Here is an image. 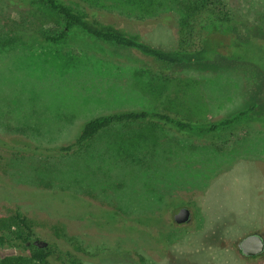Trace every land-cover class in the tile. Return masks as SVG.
I'll use <instances>...</instances> for the list:
<instances>
[{
	"label": "rangeland",
	"instance_id": "1",
	"mask_svg": "<svg viewBox=\"0 0 264 264\" xmlns=\"http://www.w3.org/2000/svg\"><path fill=\"white\" fill-rule=\"evenodd\" d=\"M65 1H81L80 11H88L85 3L117 11L119 22L102 24L167 49L190 45L180 23L199 10L187 9L192 0ZM222 1L199 14L239 31L264 27V0ZM163 11L178 22L157 17ZM61 25L40 2L0 0V264L29 254L13 235L1 236L17 212L34 227L27 246L56 247L53 264L70 254L84 264H264V253L252 259L237 246L249 233L264 237L257 116L209 137L149 121L121 124L81 154L61 150L89 119L115 111L154 109L200 122L228 116L252 102L257 71L155 67L139 51L77 27L64 43L43 40ZM151 127L153 139L142 140ZM181 206L192 218L177 224Z\"/></svg>",
	"mask_w": 264,
	"mask_h": 264
},
{
	"label": "trees",
	"instance_id": "2",
	"mask_svg": "<svg viewBox=\"0 0 264 264\" xmlns=\"http://www.w3.org/2000/svg\"><path fill=\"white\" fill-rule=\"evenodd\" d=\"M36 1L52 9L62 18V25L58 29L49 31L42 37L44 41L52 44L66 42L73 28L77 27L101 41L139 51L152 61L155 67L166 69L188 67L202 71H214L219 69L230 70L237 65H247L253 67L257 71L258 76V83L253 92L252 102L247 107L228 116L208 122H200L154 109L115 111L89 119L74 142L61 146L62 151L81 154L82 151L91 146L102 132L108 131L117 125L142 121H149L154 124L159 123L176 131H184L204 137L216 136L217 132L230 128L239 122H245V120H254L256 116L258 117L257 122H262L264 126V27L255 23L245 24L243 31H239L231 24L221 23L214 17L211 18L199 14L202 10L208 8L211 10L219 8L223 4L222 0H192L188 2L190 7H187V9L193 6L199 8L197 12L192 9V15L184 18L180 23L179 33L182 38L190 39V45L171 49L151 45L125 33L115 25L102 24L101 20L112 22L111 20L118 19L119 22L122 15L116 13L117 11L104 10L103 7L94 3H85L88 6V11H80L83 4L81 1L22 0L25 4ZM145 4L148 5V3ZM160 16H163L161 20L170 25L178 22L173 12L163 11L157 15V17ZM155 129L151 127L150 130L143 132L140 135L143 137H141L142 140L153 139L151 134L155 132ZM261 136L264 137V131ZM142 140H135V142H141ZM121 142H126V138H122ZM131 147L136 152L134 147L137 150L139 146L132 144ZM123 151L126 154L134 155V152L128 148H124ZM154 215L160 222L161 218L156 213ZM12 218V222L4 229L1 236L4 239H8L10 235H13L12 237L29 249V254L5 256L2 258L1 264H53L51 256L56 252V247L52 245L40 247L34 244L27 246V243L31 241L34 235L32 222L27 216L19 212ZM149 223L154 225V222ZM13 225L20 229L13 230ZM239 252L241 253V251ZM200 255L207 254L202 252ZM258 256L260 255L251 258H257ZM63 260V264H84L71 254L63 258Z\"/></svg>",
	"mask_w": 264,
	"mask_h": 264
},
{
	"label": "water",
	"instance_id": "3",
	"mask_svg": "<svg viewBox=\"0 0 264 264\" xmlns=\"http://www.w3.org/2000/svg\"><path fill=\"white\" fill-rule=\"evenodd\" d=\"M191 218L192 212L187 206H181L173 216V219L177 224L187 223ZM35 244L44 247L47 243H38L35 241ZM237 246L241 253L246 257L261 255L264 253V237L258 232H252L243 236L237 243Z\"/></svg>",
	"mask_w": 264,
	"mask_h": 264
}]
</instances>
